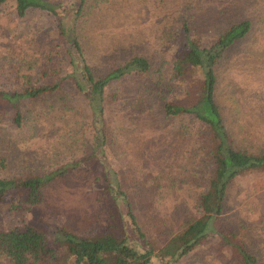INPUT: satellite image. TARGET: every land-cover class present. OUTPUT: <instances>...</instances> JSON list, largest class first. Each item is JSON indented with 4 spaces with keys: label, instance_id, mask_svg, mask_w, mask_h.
<instances>
[{
    "label": "rangeland",
    "instance_id": "1",
    "mask_svg": "<svg viewBox=\"0 0 264 264\" xmlns=\"http://www.w3.org/2000/svg\"><path fill=\"white\" fill-rule=\"evenodd\" d=\"M62 1L66 6L78 2ZM118 1L87 0L79 18L78 35L99 72L124 58L128 50L138 49L136 45L144 48L152 44L165 27L171 32L165 40L166 50L172 59L177 57L186 49L187 33L175 21L185 9L193 11L192 36L203 45L212 41L222 25L249 13L254 21L251 33L216 66L215 94L233 139L242 147H264V0ZM57 28L56 17L43 9L33 8L18 17L14 4L9 3L0 11L1 88H13V81L4 71V59H16L21 48H45L54 41ZM201 79L202 74L194 68L184 82L167 76L158 89L170 100L185 101L199 94ZM82 106L88 112L84 99ZM7 109L13 116V110ZM1 125L14 133L15 141L0 148V156L11 163L9 168L0 169V177L19 172L22 162L37 168L41 158L51 153L55 136L51 119L38 124L36 135L27 144L10 119L0 118ZM113 137L116 140L96 152L92 142L80 146V153L74 149V159L68 157L64 164L81 162L80 166L49 186L41 204L13 209L12 203L20 200L19 195L6 194L2 206L4 227L36 226L51 239L60 228L80 236L114 231L127 235L130 243L144 251L162 247L189 220L203 214L197 208V198L211 173L207 151L201 149L209 132L195 117L170 119L151 112ZM159 180H163L161 190L154 184ZM119 182L132 195L147 200L145 207L135 209L144 237L134 230L126 207L108 189L115 190ZM242 243L259 264H264V169L246 170L232 182L223 212L213 216L201 243L172 259L155 256L153 263L238 264V245ZM0 264L12 263L0 258Z\"/></svg>",
    "mask_w": 264,
    "mask_h": 264
},
{
    "label": "trees",
    "instance_id": "2",
    "mask_svg": "<svg viewBox=\"0 0 264 264\" xmlns=\"http://www.w3.org/2000/svg\"><path fill=\"white\" fill-rule=\"evenodd\" d=\"M86 1L66 6L62 0H0V11L13 3L17 16L23 17L30 9L39 8L54 15L58 23L54 41L45 48L33 51L21 48L16 59L12 56L4 59V71L13 81V88L0 87L1 120L10 119L25 144L36 135L38 124L44 119H51L55 130L52 151L41 158L37 168L22 162L19 172L0 177V258H8L12 264H154L155 256L171 259L182 256L201 243L213 216L223 212L232 182L246 170L264 169V147H242L233 139L215 94L216 66L226 59L235 44L251 33L254 21L249 13L222 25L212 41L203 45L192 36L193 11L185 9L175 21L187 33L186 49L177 57L172 59L166 50L165 40L171 32L165 27L152 44L144 48L136 45L138 49L128 50L124 58L99 72L78 35ZM194 68L202 74L195 98L179 102L161 95L158 86L167 76L184 82ZM83 99L88 112L82 106ZM7 108L13 110V116H9ZM151 112L170 119L195 117L209 132L201 149L207 151L211 173L206 188L197 198V208L203 214L189 220L162 247L143 251L130 243L127 235L114 231L80 236L60 228L51 239L36 226L4 227L2 206L6 194L19 195V202L12 203L13 209L41 204L49 186L80 166L81 162L64 164L68 157L74 159L81 152L80 146L92 142L96 152L116 140L113 136L128 128L132 121L146 118ZM14 141V133L1 125L0 148ZM10 164L9 158L0 156V169H7ZM162 181L154 182L157 190L162 189ZM108 189L126 207L134 230L144 237L135 209L145 207L147 200L129 193L122 182L115 190ZM118 215L124 223L123 216ZM238 251V264H259L243 243L238 245Z\"/></svg>",
    "mask_w": 264,
    "mask_h": 264
}]
</instances>
